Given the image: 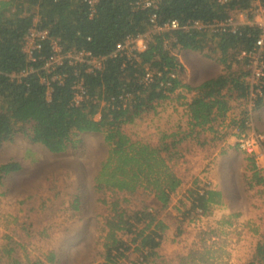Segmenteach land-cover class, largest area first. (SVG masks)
I'll list each match as a JSON object with an SVG mask.
<instances>
[{
	"label": "trees",
	"instance_id": "obj_1",
	"mask_svg": "<svg viewBox=\"0 0 264 264\" xmlns=\"http://www.w3.org/2000/svg\"><path fill=\"white\" fill-rule=\"evenodd\" d=\"M135 1L99 0L90 13L87 0H0V148L22 132L48 151L64 153L77 150L84 133L103 134L107 154L97 159L87 185L107 207L96 212L98 227L92 249L74 264H207L208 257H213L212 249L219 256L225 246L217 226L199 231L187 252L165 259L161 251L169 226L165 211L171 205L177 210L179 226L186 218L208 213L223 201L224 189L209 182L188 188L173 200L183 178L188 177L176 169L187 161L191 145L211 156L230 132L240 134L249 127L241 118L264 104L259 96L251 97L254 88L248 81L251 69L247 60L237 59L241 49L252 46L258 29L249 25L239 26L237 31L165 29L150 33L147 47L137 58L127 52L110 54L117 42L150 30L152 12L159 24L173 18L181 23L191 18L208 23L247 10L256 0H157L155 7H138ZM36 17L38 28L48 29L50 37L58 38L65 50L87 49L109 57L93 72L83 62H64L48 71L44 63L52 53L49 40L39 41L42 46L33 50L35 59L24 50L25 35ZM183 49L200 51L210 58L221 54L222 72L198 84L188 83L177 56ZM148 65L152 79L144 78ZM43 77L50 80L51 90H47ZM79 78L84 92L76 103ZM260 90L264 92V77ZM173 95L181 98L187 116L181 115L174 127L160 131L155 142L133 138L126 132L127 124L154 111ZM234 147L239 148L237 141ZM244 153L248 158L246 185L264 184V168L255 155ZM21 168L16 160L1 161L0 186ZM83 195L80 191L72 202L78 211ZM41 202L46 205L43 199ZM222 220L227 226L232 224L229 218ZM252 229L256 232L254 244L244 264H264V227L255 225ZM37 231L43 234L41 240L48 236L44 228ZM6 237L0 244L2 264H63L64 254L55 248L43 251V258H32V248L20 244L14 235ZM133 247L138 250L136 258L129 256Z\"/></svg>",
	"mask_w": 264,
	"mask_h": 264
},
{
	"label": "rangeland",
	"instance_id": "obj_2",
	"mask_svg": "<svg viewBox=\"0 0 264 264\" xmlns=\"http://www.w3.org/2000/svg\"><path fill=\"white\" fill-rule=\"evenodd\" d=\"M39 24L36 17L33 26L38 28ZM177 56L185 67V81L192 84L221 73L224 67L221 54L210 58L200 51L183 49ZM181 102V98L173 95L172 99L165 100L154 111L143 114L142 118L127 124L124 129L133 138L155 142L160 131L174 127L181 115L187 116ZM252 113L249 111L241 118L244 124L250 125L242 131L257 125L256 130L264 137V116L256 115L253 119ZM261 114L264 115V112ZM81 138L82 143L77 150L64 153H52L40 143L31 142L22 132H18L13 140L3 143L0 162L16 160L22 168L10 174L0 186V244L7 240L6 236L14 235L13 238L19 239L20 244L32 248V258H43V251L55 248L64 254L61 259L63 264H74L92 249L90 245L98 227L96 212L105 210L107 206L97 200L93 187L87 183L94 174L97 159L106 156L108 146L102 133H84ZM232 138V143L224 141L211 156L197 145H191L187 161L177 166L176 171L188 177L183 178V186L173 200H177L188 188H197L203 182H209L224 189L223 201L214 204L208 213H200L194 219L186 218L179 222V226H176L180 221L177 210L171 205L165 211L169 226L161 242L165 259L166 256L174 257L178 252H187L194 245L199 231L217 226L220 237L225 239V246L219 252L220 257L212 249L213 257L207 256V264H244L248 260L256 234L252 227H264V184L255 187L246 185L248 158L244 151L234 147V142L239 138L236 130L230 132L226 139ZM259 163L264 166V156L259 158ZM80 191L84 195L79 199L82 209L78 211L72 202L78 198ZM61 202L64 203L59 206ZM48 207L51 209L48 210ZM224 218L232 220V224L227 226L222 223ZM260 219L262 224L257 223ZM43 228L48 236L41 240L43 234L37 230ZM179 228L182 230L179 231ZM129 256L136 258L138 250L133 247Z\"/></svg>",
	"mask_w": 264,
	"mask_h": 264
},
{
	"label": "built area",
	"instance_id": "obj_3",
	"mask_svg": "<svg viewBox=\"0 0 264 264\" xmlns=\"http://www.w3.org/2000/svg\"><path fill=\"white\" fill-rule=\"evenodd\" d=\"M99 0H87L90 6L91 12H93V6ZM157 0H137L135 1V6L147 7L156 6ZM157 14L152 12L150 14L151 28L150 30L140 33L135 36H129L123 41L116 43L114 50L110 56L122 55L123 52H127L129 56L138 57V53L143 51L147 47V42L150 38V33L154 31H161L165 29H183L189 31L190 29L204 30H231L237 31L239 26L249 25L257 27L258 33L254 39L252 46L249 48H243L237 55L238 60L246 59V64L249 65L251 73L248 76V81L250 85H253L254 92L251 97L259 96L264 102V92L260 90L261 80L264 77V1L256 0L254 4L247 10L236 12V14L230 16L225 20H214L212 22H204L200 19H188L185 23H181L180 20L173 18L164 24H159L157 22ZM41 40H49L51 47V55L45 60L44 66L47 70H54L57 65H61L67 62L70 65H75L78 63H85L87 65V70L93 72L102 67L103 61L107 59L108 55H96L91 50L79 49V50H65L61 46L60 41L56 37H50L49 30L40 29L32 26L28 29L25 35L24 50L28 57L35 59L33 55V50L42 46ZM132 51V53H130ZM149 69V65L147 66ZM145 79H152L153 73L149 69L144 76ZM42 80L45 82L47 90H51L50 80L43 77ZM76 92L75 102L77 103L82 99V93L84 92V86L82 78H79L76 82ZM235 112H238L235 109ZM100 113L96 115L98 118ZM250 127V125H248ZM261 132L257 131L256 128L247 129L237 134L239 137L237 139L238 146L241 150L255 155L257 163H259V158L264 156V137L260 135ZM255 134V135H254ZM251 135L249 138L245 136Z\"/></svg>",
	"mask_w": 264,
	"mask_h": 264
},
{
	"label": "crops",
	"instance_id": "obj_4",
	"mask_svg": "<svg viewBox=\"0 0 264 264\" xmlns=\"http://www.w3.org/2000/svg\"><path fill=\"white\" fill-rule=\"evenodd\" d=\"M188 97H190L191 95H189L188 93L186 94ZM181 105V104H180ZM264 108V104L261 106V107H259L258 109H255V111L253 112L254 114L253 115H251V117L254 119V117L257 115V116H264V115H262L261 113L262 112H264V109H263V111H261L262 109ZM258 110H260L259 112H257L256 113V111H258ZM256 126L257 125H254V127L256 128ZM233 139L234 138H232V139H226V142H228V143H232V141H233ZM235 143V142H234ZM261 166V165H260ZM263 168H264V166H262Z\"/></svg>",
	"mask_w": 264,
	"mask_h": 264
},
{
	"label": "clouds",
	"instance_id": "obj_5",
	"mask_svg": "<svg viewBox=\"0 0 264 264\" xmlns=\"http://www.w3.org/2000/svg\"><path fill=\"white\" fill-rule=\"evenodd\" d=\"M48 30V29H47Z\"/></svg>",
	"mask_w": 264,
	"mask_h": 264
}]
</instances>
